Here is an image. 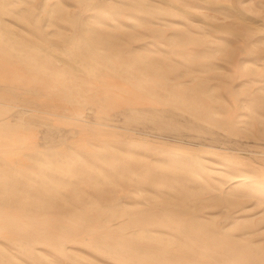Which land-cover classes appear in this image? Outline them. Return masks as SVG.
Listing matches in <instances>:
<instances>
[{"label":"rangeland","instance_id":"obj_1","mask_svg":"<svg viewBox=\"0 0 264 264\" xmlns=\"http://www.w3.org/2000/svg\"><path fill=\"white\" fill-rule=\"evenodd\" d=\"M0 264H264V0H0Z\"/></svg>","mask_w":264,"mask_h":264}]
</instances>
